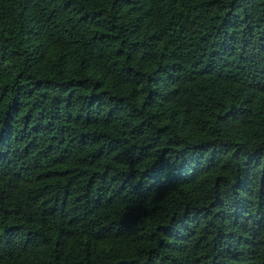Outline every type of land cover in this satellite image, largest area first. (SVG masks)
Instances as JSON below:
<instances>
[{"label": "trees", "instance_id": "obj_1", "mask_svg": "<svg viewBox=\"0 0 264 264\" xmlns=\"http://www.w3.org/2000/svg\"><path fill=\"white\" fill-rule=\"evenodd\" d=\"M0 264H264V0H0Z\"/></svg>", "mask_w": 264, "mask_h": 264}]
</instances>
